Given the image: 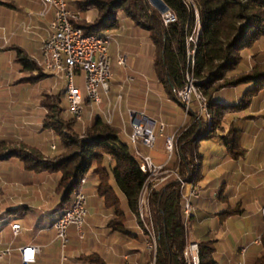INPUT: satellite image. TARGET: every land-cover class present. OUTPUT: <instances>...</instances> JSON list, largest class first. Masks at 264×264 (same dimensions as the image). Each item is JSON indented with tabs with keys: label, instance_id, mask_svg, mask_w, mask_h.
I'll return each instance as SVG.
<instances>
[{
	"label": "crops",
	"instance_id": "0c3cea01",
	"mask_svg": "<svg viewBox=\"0 0 264 264\" xmlns=\"http://www.w3.org/2000/svg\"><path fill=\"white\" fill-rule=\"evenodd\" d=\"M52 16L51 10L43 8L41 0H0V61L7 62L2 70L5 77L0 83V149L5 152L0 155V247L13 248L12 255L0 264H21L18 247L26 244L39 246L37 264H155V252L146 245L148 236L145 228L129 211L123 197L121 210L126 216L124 226L130 234L124 235L111 225L118 214L114 207H107L97 194L93 177L87 178L83 185L87 195V214L83 226L85 236L79 238L76 228H69L70 242L66 259L62 260L53 228L54 222L69 206L61 208L59 204L61 172L29 170L20 155L13 152L34 151L43 158H53L62 152L61 139L46 118L70 117L64 88L59 86L65 82L42 69H24L17 57V50L20 49L36 63ZM120 28L107 30L114 35L110 48L112 59H116L119 47L131 53L137 49L133 45L139 28L135 24L124 28L125 31ZM119 31H123V35ZM245 56L249 64L258 58L264 62V35L247 49ZM134 58L127 61L132 71L125 69L122 73L121 69L115 68L117 75L115 79L114 74L111 78L108 94L101 90L104 101L101 106L90 101L84 102L83 122L89 123L95 117L105 115L108 100L119 105L114 116L118 126L121 120L123 123L129 121L128 108L133 106L145 110L151 118L156 117L157 122H164L166 127L162 134L156 128L153 148L143 146L140 151L149 155L156 164L166 165L170 155L164 147V138L175 137L182 126L184 117L181 106L162 100L165 93L156 82L152 55L146 62L142 58L138 61ZM145 70L148 73H143ZM130 72L139 74L132 82L126 80ZM43 78H50L51 81L55 79L59 83L58 92L52 90L48 94L41 91L29 98L22 89L13 87ZM148 80L150 83H147ZM222 93L224 98L231 101L237 99L236 89H227ZM62 98L67 103L64 109L60 104ZM228 121L241 130L245 154L234 160L228 156L226 148L218 139L200 141V171L207 157V167L212 177L204 184L197 182L200 196L192 199L188 222L189 235L193 241H215V255L219 264H236L244 259L248 247L260 238L263 231L264 89L255 96L248 109L229 114ZM189 187L186 186V192ZM226 211L235 213L222 215ZM22 217L23 223L19 221ZM12 223L21 226L18 236L13 234ZM236 227L239 235L233 234ZM23 231L26 233L20 239ZM229 237L233 238L234 245L224 246L223 243Z\"/></svg>",
	"mask_w": 264,
	"mask_h": 264
},
{
	"label": "trees",
	"instance_id": "16d2710c",
	"mask_svg": "<svg viewBox=\"0 0 264 264\" xmlns=\"http://www.w3.org/2000/svg\"><path fill=\"white\" fill-rule=\"evenodd\" d=\"M161 1L177 18L167 26L158 8L148 0L66 2L69 8L82 12L81 19L74 25L80 26L84 34L100 35L117 29L119 10L135 26L144 29L153 46L152 68L156 82L165 93L162 100L181 106L184 122L174 137L173 150L165 165L170 174L151 192L148 198L150 218L146 222L156 236L155 264H185L183 251L191 214L187 220L184 218L178 177L193 184L201 179L198 146L202 140L218 139L234 160L245 154L244 136L228 121V115L248 109L255 96L264 89V62L258 58L249 64L242 53L264 35V0H191L197 7V16L188 0ZM90 10L95 14L88 20L85 14ZM198 24L193 65L190 66L187 38L194 34ZM17 57L24 69H41L20 49ZM188 73L199 81L197 86L205 99V116L196 99L186 111L178 99V92L187 85ZM227 89H236L235 101L223 97L222 91ZM54 119L57 120H48V123L61 139V153L53 158H43L34 151L13 152L20 155L29 170L61 172L58 186L61 208L70 205L83 178L93 177L97 194L107 207L116 209L118 218L111 222L115 230L130 234L124 226L126 216L121 210V197L144 227L139 216V197L146 175L133 148L121 138L119 127L108 124L101 116L89 123L72 116ZM143 148L140 146V150ZM4 153L0 149V155ZM233 213L226 211L222 215ZM197 244L199 264L220 263L216 259L214 240L202 239ZM246 252V264H264V226L260 244H251L248 254Z\"/></svg>",
	"mask_w": 264,
	"mask_h": 264
},
{
	"label": "built area",
	"instance_id": "2783aa9c",
	"mask_svg": "<svg viewBox=\"0 0 264 264\" xmlns=\"http://www.w3.org/2000/svg\"><path fill=\"white\" fill-rule=\"evenodd\" d=\"M41 4L45 10H51L53 13L52 19L48 25L45 46H42V48L52 47L50 60L56 61L59 78L64 80L65 83H69L68 97L72 99V106H69L70 111L73 112L74 115H78L79 120V109L84 108V104H78L76 97V90H82L76 85L77 75H82L86 100L99 105L103 100L101 90H103L105 94H108L112 59H105V52L109 50H104V38H101L100 41H83V34H77L69 29L71 15L82 16L80 12H76L75 9L69 8L67 2L65 6H58L57 0H41ZM158 10L164 25L167 26L174 23L172 14L160 8ZM194 12L197 16V8H194ZM23 27L27 28L26 26ZM105 33H107V31H105ZM193 38V34L190 35L187 44L192 42ZM116 62L124 69L132 71V68L127 65V56L125 54H121L120 60H116ZM36 63L42 70L46 71V62L41 60V53ZM126 80L132 82L133 78L128 76ZM190 89L191 85L187 84L183 90L178 92V95L187 99ZM127 111L131 131L128 133L126 128H123L122 133L128 138L130 143L138 142V152H136V154L140 156L146 165V179H151V189L146 191L144 198L145 217L148 219L150 218L148 198L151 192L166 180L170 172L161 173L162 164H156L149 155L142 154L140 146L153 148L156 140V128L159 130L160 134H162L166 124L152 119L143 110L129 108ZM171 142H174V137L165 136L164 147L169 152V155H171ZM178 179L180 181V191L184 201L183 213L186 219V214H191L192 199L200 196V186H197L195 190H188V192H186L184 180L179 177ZM84 183L85 179H82V189L75 194L69 205L70 215L68 219L61 221L59 228H54L56 238L59 241L62 260L66 259V249L70 242L68 234L69 228L74 226L79 238L85 236L83 226L87 211H83V202H87V195L83 191ZM262 212L264 215V208ZM11 229L14 236H18L21 231V226L19 223H14ZM152 234H154L153 230ZM254 243L260 244L259 239ZM18 251L20 253L21 264H37L36 257L40 252L39 246L26 244L18 247ZM12 252L13 248L10 246L5 248L0 247V263L4 259L10 257ZM183 257L185 264H198V244L192 241L188 242V248H186V254H183ZM236 264H245L244 259L238 261Z\"/></svg>",
	"mask_w": 264,
	"mask_h": 264
},
{
	"label": "rangeland",
	"instance_id": "374dc122",
	"mask_svg": "<svg viewBox=\"0 0 264 264\" xmlns=\"http://www.w3.org/2000/svg\"><path fill=\"white\" fill-rule=\"evenodd\" d=\"M66 1H69V0H66ZM148 1L152 5H154L155 7H157L159 9V6L157 4V0H148ZM94 14H95L94 11H91L90 10V11H88L85 14V16L89 20V19L92 18V16ZM117 23H118L119 27H121L123 30H124V28L127 29V27L130 24H134L133 21L129 17H127L120 10L118 11V15H117ZM119 32L122 34L123 31H119ZM133 46H135L137 48L136 51H134L133 53H131V52H125L123 50L124 48H122V47H119V52L118 53L125 54L127 56V61L129 60V58L132 61V59L135 57L134 59H136L137 61L140 60V58H142L144 60V62H146L147 59L150 58L151 55L153 54V46H152L150 40L148 39L147 33H146V31L144 29H140L139 28V33H138V36H135V38H134V45ZM187 46H188V48H191L193 46V43L192 42H189L187 44ZM246 51L247 50L243 51L242 53H244V55H245ZM246 60H248V58H246ZM6 63H7L6 61L5 62L4 61L3 62L0 61V83L3 81V79L5 77V75H4V73H3L2 70L4 69ZM115 68L121 69L122 73L125 70L123 67L119 66L116 63V59L113 57V59L111 61V69H112L113 74H114L113 79H115L116 78V75H117V73L115 71ZM143 73H148V70L143 71ZM136 74H138V72H133V74H132V72H130L128 76L132 77L133 80H134L136 78ZM186 78H187V84L191 85L190 93L188 94L186 101H184L179 95H177L179 101L185 106V111H186L187 108H188V105L191 103V101L193 99H196L199 102L198 103L199 107L203 110V114H205L204 105H203V101L205 102V99H204V96L202 95V93L199 91L198 86H197V84L199 83V81L197 79H195L190 73L187 74V77ZM53 81H51L50 78H47V79L43 78V79H40L38 81H33V82L29 81L28 84L22 83V84H18L19 86L16 84L13 87L14 88L22 89L23 92H25L23 94H26V95H28L29 98H31L30 96L36 95L38 92H41V91H46V93H48V94L52 90L57 91L58 90V88H57L58 86L57 85L59 83L57 81H55V79ZM110 82H111V79L109 80V84H110ZM76 85H78L83 90V92H84V83H83L82 75H77V77H76ZM59 86L60 87L62 86L63 88H65V84H61V85L59 84ZM103 103H104V101L102 100V102L98 106H101ZM106 103H107V111H105V115L104 114L102 115V118L108 124L116 125L115 120H114V116H116V114H117V112L119 110L118 109L119 108V105L116 104L115 102H112L111 100L106 101ZM60 104H61V108L62 109H64L67 106L66 100L64 98H62V100L60 101ZM83 114H84V110H83ZM46 119L49 120V121L57 120V119H54V117H52V116H47ZM152 119L156 120L157 118L155 117V118H152ZM208 120H209V117H208ZM80 121H83V116H82V118H81ZM116 126H118V125H116ZM118 127H119V130L121 132L120 133L121 138L124 141H126L127 143H129L130 146H131V148H132V144L129 142L128 138L122 133L123 128H126V131L128 133H130V131H131L130 120L129 121L126 120V123H123L122 120H121V123H120V125ZM157 134H158V131H157ZM173 145H174V143H173ZM207 164H208V159H207V157H205V159L203 161V167L201 169V173H202L203 178L199 180L200 183H202V184L208 182L210 180V177H212L209 174ZM14 217H17V216L15 215ZM19 221H21L23 223L24 222V218L22 217L21 219H19ZM140 221L142 223H144L141 220V218H140ZM146 221H145V223H147ZM149 227H151V226H149ZM187 231H188V229H187ZM233 232H234L233 233L234 235H239V230H238L237 227L233 230ZM25 233H26V231H23L20 234V236H19L20 239H22L24 237L23 234H25ZM190 241L195 242L190 237L189 231H188V234H187V243L190 242ZM223 245L224 246H227V247H228V245H234L233 238L232 237H229L228 240L223 243Z\"/></svg>",
	"mask_w": 264,
	"mask_h": 264
},
{
	"label": "bare ground",
	"instance_id": "6f19581e",
	"mask_svg": "<svg viewBox=\"0 0 264 264\" xmlns=\"http://www.w3.org/2000/svg\"><path fill=\"white\" fill-rule=\"evenodd\" d=\"M188 2L192 3L191 0H188ZM65 4H66V0H57L58 6H65ZM157 4L161 10H165V11H167V13L173 15V22H175L177 20L176 15L173 13V11H171L169 8H167L161 0H157ZM192 6L194 8H197L196 5H194L193 3H192ZM75 11L80 12L82 15L81 11L76 10V9H75ZM81 17L82 16H79V15H71V18L69 20V29L71 31L77 33V34H83V41H91V40L92 41H100L101 38H104V50H109V51L105 52V59H112V56L110 53V48H111V45L114 41V35L108 31H107V33L104 32L103 34H100V35L84 34V32L80 26L74 25V22L80 20ZM198 33H199V24L196 26V29H195L194 34H193V37H194L192 39L193 46L191 48H188V62L190 63V66L193 65L192 58H193L194 53H195V46L197 43ZM188 40H189V36L187 38V42H188ZM42 46H45V39L41 42V45L39 47V51L41 53V60L43 62H46V68H47L46 72H49V73H51V74H53L59 78V71L57 70V63L55 60H50V56L52 54V47L42 48ZM120 56H121V53H118L116 56V60H120ZM112 76H113V71L111 70V74L109 75V80L112 78ZM108 91H109V85H108ZM64 92H65L66 100L68 102L67 111H68L70 116H72L78 120V115H74L73 112L70 111V107H69V106H72V99H71V97H68V95H69V83H65ZM76 97H77L78 104H84V102L86 100V94H85V92H83V90H76ZM181 98L184 101H186V99H184L183 97H181ZM118 99H119V101L121 100V95L118 97ZM203 105H204V109H205V102L204 101H203ZM82 116H83V108H80L79 109V120H81ZM173 143L174 142H171V152L173 150ZM131 144H132L134 154L139 158L140 168H141L142 172L146 175V178H147L146 165L143 162V160L140 158V156H138L136 154V152H138V142H131ZM169 172L170 171L165 168V165L162 164L161 173H169ZM146 178H145L143 187H142L141 192H140V197H139V216H140L141 220L144 222V228H145L146 234L148 236V239L146 240V243H148V244H146V245L150 250L155 252L156 251V244H157V242L155 241V234H152L151 227H149L147 225V223H145V221L147 219L145 217V200H144V198L146 195V191L148 189H151V179H146ZM184 184L186 186H188V185L190 186L189 190H195V188L198 186L197 184L187 183L185 181H184ZM81 189H82V180L80 182V186H79L78 191ZM86 205H87V202H83V211H87ZM69 215H70V207L68 206L61 213V215L58 217V219L54 222L53 228H59L61 221H63L64 219H68ZM189 216H190V214H186V220L189 218ZM13 225H14V223L11 224V226H13ZM259 242H260V238H259ZM186 248H188V243H187V245L183 251V254H186ZM198 264H199V262H198Z\"/></svg>",
	"mask_w": 264,
	"mask_h": 264
}]
</instances>
